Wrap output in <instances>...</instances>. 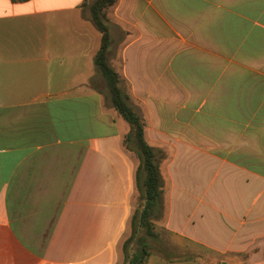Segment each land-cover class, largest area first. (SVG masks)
<instances>
[{"label":"crops","instance_id":"obj_1","mask_svg":"<svg viewBox=\"0 0 264 264\" xmlns=\"http://www.w3.org/2000/svg\"><path fill=\"white\" fill-rule=\"evenodd\" d=\"M86 1L0 0V264L120 261L138 164ZM108 17L125 35L110 64L168 153L163 230L192 253L145 264H264V0H117Z\"/></svg>","mask_w":264,"mask_h":264},{"label":"trees","instance_id":"obj_2","mask_svg":"<svg viewBox=\"0 0 264 264\" xmlns=\"http://www.w3.org/2000/svg\"><path fill=\"white\" fill-rule=\"evenodd\" d=\"M16 2H27L29 0H14ZM117 0H93L90 4L92 17L95 25L102 33V45L98 51L95 64L98 72L103 77L106 87L109 91L113 108L119 116L123 118L131 127V133L134 134L137 153L139 155V166L136 171L137 180H141V174H144L143 188L145 205L139 215H135L132 224L140 228L149 226V221L153 216L154 208L161 195L163 185L161 184V175L159 166L155 162L154 149L148 144L145 139V123L143 117L137 113L129 103V97L126 94L123 85L122 76L110 64V46L111 37L109 33V24L103 10L113 7ZM137 220V221H136ZM137 229L136 227H134ZM136 243L142 247L134 250L133 253H128V244L126 245L124 264H145L148 252L145 249L144 240L138 238Z\"/></svg>","mask_w":264,"mask_h":264},{"label":"rangeland","instance_id":"obj_3","mask_svg":"<svg viewBox=\"0 0 264 264\" xmlns=\"http://www.w3.org/2000/svg\"><path fill=\"white\" fill-rule=\"evenodd\" d=\"M93 0H87L86 3L83 6V16L87 19L88 22H90L97 30L98 34H101V41H100V47L102 45V33L98 29V27L95 25L92 17V12L90 9V4ZM109 8H106L103 10V13L106 16V19L109 24V33L111 37V46H110V52H111V63L114 65L118 64V53L119 48L123 41L125 40V35L120 30V27L117 23L110 22L111 19L108 17ZM115 65V66H116ZM117 67V66H116ZM117 69V68H116ZM115 69V70H116ZM99 80H102V78H98ZM99 89L103 96V101L108 110L116 112V114L119 116L117 111L113 108V104L110 98L109 91L106 87V83L102 81V83L99 85ZM123 88L125 92L127 91V85L124 83ZM131 105V104H130ZM132 106V105H131ZM133 108V107H132ZM137 113V109L133 108ZM140 114V113H139ZM141 115V114H140ZM142 116V115H141ZM120 117V116H119ZM123 144L125 149L130 152L137 160V169L139 166V155L137 153V147H136V141L133 133H129L124 137ZM155 154V162L159 166V172L161 175V184L163 185V189L161 191V195L158 199V202L156 203V206L154 208L153 216L150 219L149 226L146 228H140L137 225H133V222L135 221L134 216L139 215L141 211L144 208L145 200H144V188H143V179L144 174H141V180H137L136 184V191L135 195L132 201V215L130 218V221L127 226L126 233L120 243L119 247V255H120V261L118 264H124L126 261L125 256V250L126 245L128 244V253H133L135 249L142 248L137 243L136 240L138 238H141L144 240L145 243V249L148 252L147 259L150 255H161L164 256L166 259H180L182 260L183 257L191 256V252H180L181 249L179 247H176L172 241L170 240V237L166 234V232L163 230L164 222H166V204H167V187L169 186V181L166 179V159L168 158V153L166 151H160V150H154ZM137 171V170H136ZM137 221V220H136ZM136 227L137 229H135ZM195 254H201V250H194ZM193 254V255H195ZM174 255V256H173ZM179 257V258H178ZM146 259V261H147Z\"/></svg>","mask_w":264,"mask_h":264}]
</instances>
